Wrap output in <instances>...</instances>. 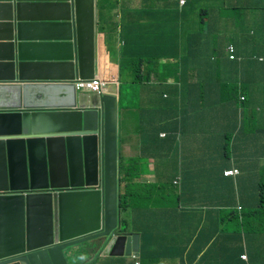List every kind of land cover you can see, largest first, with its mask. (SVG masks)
<instances>
[{"label":"water","instance_id":"95a60500","mask_svg":"<svg viewBox=\"0 0 264 264\" xmlns=\"http://www.w3.org/2000/svg\"><path fill=\"white\" fill-rule=\"evenodd\" d=\"M97 0H0V264H68L139 251L120 225L117 86L98 71Z\"/></svg>","mask_w":264,"mask_h":264},{"label":"trees","instance_id":"16d2710c","mask_svg":"<svg viewBox=\"0 0 264 264\" xmlns=\"http://www.w3.org/2000/svg\"><path fill=\"white\" fill-rule=\"evenodd\" d=\"M117 2L99 0L98 31L119 35L120 81L138 84L140 90L148 89L154 95V101L144 108L151 113V106L155 107L153 114L159 131L154 133V142L162 149H156L155 153L173 158L179 151L185 152L180 146L200 144L205 148L192 151H209L207 161L211 168H218L233 156L237 159V153L247 160L257 148H264V61L256 59L264 57V14L258 25L252 22L264 0H185L181 8L178 0H141L140 8L123 9L118 23L111 16ZM204 10H221L237 23L240 33L256 28L263 31V37H240L233 60L218 45L208 51L207 45L215 43L214 36L206 43H199L194 33L181 37ZM202 24L200 21L199 29ZM190 29L195 31V26ZM160 64L162 74H158L162 71L158 70ZM151 75L161 84L152 85ZM168 77L173 83H163ZM160 123L167 126L161 128ZM159 132L165 133L163 139L158 138ZM197 158V155L192 157L195 161ZM134 168L131 159H120L118 199L122 230L141 234L140 264H161V254L149 249L147 242L153 241L154 236L160 239V227L164 232L168 224L166 242L169 243L164 246L178 258V264H259L263 261L254 245H264V192L261 191L264 183L259 185L257 198L242 186L245 180L239 182V190L230 192L216 184L217 176H214L213 195L205 198L206 204L189 209L187 200L176 190L167 193L172 199L169 205L167 194L159 195L165 185H138L137 180H132V175L139 173ZM238 204L240 210L232 208ZM220 206L231 210H219ZM136 212L139 213L135 217ZM145 215L149 217L145 219ZM167 217L170 223L144 226L146 220H167ZM227 240L231 241L227 244ZM94 248L87 254L85 246L79 248L75 256H68L69 264H96L98 258L88 261ZM244 251L248 252V261L240 258ZM113 264H127V257L122 256Z\"/></svg>","mask_w":264,"mask_h":264},{"label":"clouds","instance_id":"9594fccd","mask_svg":"<svg viewBox=\"0 0 264 264\" xmlns=\"http://www.w3.org/2000/svg\"><path fill=\"white\" fill-rule=\"evenodd\" d=\"M125 1H131L132 7L130 9H138L141 7V1L139 5H136V0H125ZM120 2V0H119ZM119 2L116 3V6L111 10V16L112 19L115 22H119L120 19V12L123 9H120ZM185 3V0H178L179 8L183 7ZM264 4L259 5V12L255 14V16L252 18V22L254 24H259V21L261 17L264 14ZM120 9V10H119ZM98 10H99V0H97V11H96V20H97V34H98V41H97V48H98V56H99V38L101 36L105 37V44L106 48H108L107 45V39L110 37V35L102 34L98 31ZM203 22L201 25V28H198V24ZM195 26V31L191 30L190 27ZM241 29L239 27H236L234 24V21L232 19H228L226 15H224L221 10L215 11V12H209L207 10H204L198 17L194 19V23L189 26V28L186 30L184 34L181 35V37H188L191 36L193 33L199 37V43H206L210 40L211 35L215 37V43L214 44H209L207 45V50H211L215 45H218L220 47L219 50L223 51L229 60L235 59V51H237V47L240 45V37H256V38H261L263 37V31L260 29L252 28L243 30V32H239ZM253 30V31H252ZM255 31V32H254ZM262 32V34H261ZM231 33V36H227L228 34ZM256 33V34H255ZM118 34L115 33L113 36H117ZM119 37V35H118ZM120 46L121 42L119 40ZM204 45V44H203ZM121 48V47H120ZM119 48V50H120ZM114 55V54H113ZM113 57V56H112ZM111 58V55H110ZM258 62H263L264 57H258L256 58ZM164 62V60H163ZM99 65V62H98ZM118 78L116 80H104V78L101 80L100 76L98 74V71L96 73V76L91 79V80H75L74 81V89L76 93H87V94H97L99 93L103 88H105L106 84L110 83H115L117 86V168H118V174H117V181H118V191H119V162L120 159L124 160H129L132 159V163L135 164V170H137L140 173L139 166L145 165L146 170H145V175L142 177V180L138 181V185H143L146 184L147 186L155 185H165V188H161L159 191V195H166L169 193L171 190H176L178 194H181L186 200L187 203L186 205L188 206L189 209H194V206H197V204H206L205 197L200 194V191L198 189V183H193L192 180L185 182L183 179H181V171L184 168L185 163H187L186 158L184 157V153L182 151H179V153L173 155L172 157H168L166 155H158L156 152V149H159L162 151L161 147L158 144H155L154 142V133L152 131L147 132L146 129L147 126L143 124L139 119V132L135 137V143L137 142V151L135 152V157H124V154L122 153V139L123 136L120 131V111L122 107L118 103V94L119 98L121 99V92H120V87H121V82L119 78V52H118ZM162 66L161 64L158 67V70H161ZM160 72V71H159ZM164 73V70L158 74ZM151 84L154 83L156 84L155 86H158L160 83L159 79H156L154 75H151L149 77ZM168 79H172L169 78ZM168 79L164 80L163 83H168ZM173 80V79H172ZM262 80V79H261ZM96 81L97 82V88L93 89L87 84H90L92 82ZM173 83V82H172ZM138 85V84H136ZM139 86V85H138ZM140 87V86H139ZM240 100L243 101L244 98L240 97ZM140 103V101H139ZM215 121V120H214ZM152 123L154 127L156 126V118L154 117L152 119ZM186 129H189L188 127ZM158 132V131H157ZM156 132V133H157ZM158 138L163 139L165 137L164 132H159L158 133ZM146 144L148 149H146ZM134 147V145H132ZM125 148V146H124ZM130 148V147H127ZM153 152V154H152ZM145 153H149L151 157H146ZM257 153V151H256ZM256 153L253 154L249 159L245 160L242 158V156L237 153V159L233 156L228 162H231L232 160L234 161H239L241 162V166L236 167V166H231L229 169H224L220 172L219 176H217V181L216 184L223 185L222 188H226L228 191H237L239 190V182L243 183L245 180V183L242 185L243 187L247 188L252 196H256L257 198L259 197V185L261 183H264V162L263 165L259 167V170L257 171L256 169H251L250 167H244L243 165L251 161L253 158L255 159ZM132 155V154H131ZM233 155V154H232ZM185 156H188V152L185 153ZM264 160V156H263ZM244 167V168H242ZM148 168V169H147ZM239 175H243L245 178H238ZM145 177H150V180H146ZM209 179V178H208ZM223 179H225V182ZM213 180L214 177H211V182L209 180L208 183H203L202 185L205 186L206 188L209 187H216V185L213 186ZM219 188V187H218ZM262 193L264 192V188H261ZM170 196V194H167L166 196ZM243 197H241L240 200H242ZM170 203V202H168ZM167 203V204H168ZM219 204V203H218ZM170 205V204H169ZM207 206V205H206ZM118 208L119 207V199H118ZM233 209L239 208V204L232 207ZM141 209V208H140ZM219 210L224 209V211H230L231 209H228V207H222L220 206L218 208ZM264 211V210H263ZM170 223L169 218L167 217V220ZM165 221V222H166ZM119 222H120V214H119ZM167 222V223H168ZM210 225V224H208ZM174 229V225L172 226ZM168 231H169V224H168ZM173 231V230H172ZM117 232H127V233H132L136 231H129V230H122L121 227V222L120 225L117 229ZM139 233V243H140V232ZM167 237V236H166ZM169 243V242H167ZM86 247L85 254H87L88 251L92 249V247L95 246L94 251L89 255L90 258L88 261H92L95 258L99 259H104V257H111V256H101L100 252L102 251V248L104 246V241L95 240L93 242H87L83 243L81 245H78L75 248L69 249L65 251L66 257H67V263L68 262V256H75V252L81 248V247ZM140 248V246H139ZM112 257H117V256H112ZM124 257H131L134 260L133 264H140L139 260V251L137 253L132 252L130 256H124ZM240 258L243 261H248L249 255L247 251H244L240 254ZM161 261V260H160ZM164 262L161 261V264ZM261 264H264V259Z\"/></svg>","mask_w":264,"mask_h":264},{"label":"crops","instance_id":"0c3cea01","mask_svg":"<svg viewBox=\"0 0 264 264\" xmlns=\"http://www.w3.org/2000/svg\"><path fill=\"white\" fill-rule=\"evenodd\" d=\"M136 5H139V2L136 1ZM119 6L120 9H124L125 11L130 10V7H132L131 1H125V0H120L119 2ZM119 9V10H120ZM227 36H231V33L228 34ZM109 39H107V45L108 48H106V44H105V37L101 36L99 38V56H98V74L101 72L103 73V78L104 80L110 79V80H116V78H118V52H119V48L120 43H119V37L117 36H110L108 37ZM114 54V55H113ZM111 55V58H110ZM113 56V57H112ZM173 80L172 79H168V83H172ZM152 85H156L154 83H152ZM132 92H134V94L132 95V98L134 99V102L132 104V113L133 111H138L136 114V117H138L139 119H141L140 121L143 122V124L145 126H147L146 129L147 132L152 131L153 133H156L157 131V127L153 126L152 123V119L154 118V114L155 113V107L151 106V113L149 111H147L144 108V105H146L147 103L151 104L154 100H152V98L154 97L153 93L148 90V89H144V90H140V87L136 84H132ZM123 97L121 95V99L119 98V94H118V103L120 104V102H122ZM150 100H152L151 102H149ZM140 101V103H139ZM122 107V106H121ZM167 124L166 123H160V127L164 128L166 127ZM202 144V143H201ZM188 145V144H187ZM185 145V146H187ZM203 145H205V143H203ZM133 147V146H132ZM180 148L182 150L186 152H188V156L186 158L187 163L183 164L184 168L181 171V179H183V181L188 182L190 180H192V182L194 183H198V189L200 191V194L203 195V197L207 198L211 195H213V191L212 189L214 187H209L206 188L205 186H203V183H208L207 180H209L211 182V177L214 176H219L220 171L224 170V169H229L232 165L239 167L241 166V162L239 161H234L232 160L231 162H226L223 163L222 165H220V167L218 168H211L212 165L209 164L208 161H203V163L199 160L201 157H203L204 153H200V152H193V149H197V148H202L200 144H197L196 146L194 145V143H192L191 146L189 147H183L180 146ZM208 149V147H206ZM194 155H197V160H193L192 157ZM135 151L132 150V157H135ZM146 157H151V155L149 153H145ZM263 156H264V148L259 147L257 148V153L255 156V159L253 158L251 161H249L248 163L244 164L243 166L245 167H250L251 169H256L257 171L259 170V167L261 165H263ZM133 159V158H132ZM243 167V168H244ZM209 178V179H208ZM146 180H150V177H145ZM225 181V179H223ZM227 182V181H225ZM216 188V187H215ZM170 205H172V203H168ZM140 211H142V208L140 209ZM143 211H145L147 213V209H144ZM152 212V217H153V210H151ZM139 212L135 213V217L137 216ZM149 217L148 215H145V219ZM164 219H152L151 222L150 220H146L145 222V227L148 228L149 225L155 226V225H161L163 223H167L168 221H166ZM165 232V233H164ZM164 232L162 227H160V234H161V238L158 239L157 236L153 237V241L149 240L150 242H147V247L154 251L159 252L162 256L161 257V261H163V264H178L179 260L176 257H173L170 252L169 249L165 250V244H167L166 240V235L168 233V227L164 226ZM148 234V233H147ZM150 235V234H149ZM141 237V235H140ZM148 237V236H147ZM148 239H150L148 237ZM229 241L231 240H227V244L229 243ZM258 242V241H256ZM141 244V239H140V243L139 246ZM254 248L256 250H259L261 252V256L264 257V245L261 243H256L254 245ZM104 258H109V259H99L98 262L96 264H113L117 262V259L119 260V258H122V256H117V257H104ZM132 264L134 263V260L131 257H127V264ZM262 263V260H260V263Z\"/></svg>","mask_w":264,"mask_h":264},{"label":"rangeland","instance_id":"374dc122","mask_svg":"<svg viewBox=\"0 0 264 264\" xmlns=\"http://www.w3.org/2000/svg\"><path fill=\"white\" fill-rule=\"evenodd\" d=\"M136 1L140 3L141 0H136ZM235 24L237 25V23ZM99 76H100V79L102 80L103 73L100 72ZM119 83H121L120 92L123 97L122 102H120V106H122V109L120 111V126L119 127H120L121 134L123 136L122 153L124 154V157L126 158L129 156L132 157L131 155L132 150L135 152L137 151V142L135 143V137L139 132L138 131L139 130V118L136 117V114L138 111H133L132 113V104L134 102V99L132 98V95L134 94V92H132V84L126 83L123 80ZM187 135H191V134H187ZM132 145H134V147H132ZM127 147H130V148H127ZM202 148H205V146H202ZM209 154H210L209 151H204V155L203 157L200 158V160L207 161L209 159ZM139 170H140V173H135L132 175V180H135V181L142 180V177L145 175L146 166L141 164L139 166ZM166 198L168 199V202L172 203V199L169 195L166 196ZM138 205L144 206L142 204H138ZM127 217H130V214H127ZM132 223H133V219H132Z\"/></svg>","mask_w":264,"mask_h":264},{"label":"built area","instance_id":"2783aa9c","mask_svg":"<svg viewBox=\"0 0 264 264\" xmlns=\"http://www.w3.org/2000/svg\"><path fill=\"white\" fill-rule=\"evenodd\" d=\"M87 86H89V87H91V88H93V89H96V88H97V82L94 81V82H92V83H90V84H87Z\"/></svg>","mask_w":264,"mask_h":264}]
</instances>
